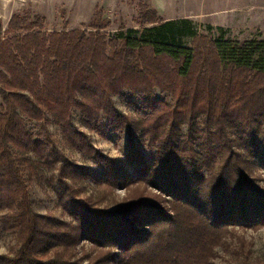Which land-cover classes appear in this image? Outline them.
I'll return each mask as SVG.
<instances>
[{"label": "trees", "instance_id": "16d2710c", "mask_svg": "<svg viewBox=\"0 0 264 264\" xmlns=\"http://www.w3.org/2000/svg\"><path fill=\"white\" fill-rule=\"evenodd\" d=\"M142 17L148 25L110 38L101 20L49 31L28 12L0 32V237L13 240L0 264H77L73 233L92 237V227L107 221L112 235L101 242L133 244L131 264H208L230 229L264 226V186L252 175L264 166V39H232L220 29L204 43L190 18ZM157 90L173 100L154 98ZM125 91L145 100L148 112L134 117L119 108L115 97ZM51 124L97 167L72 161ZM83 127L127 131L131 140L139 132L142 144L157 148L153 160H143L140 145L128 153V168L97 149ZM44 172L76 223L34 208L29 178ZM80 173L110 187L148 181L168 195L174 214L155 224L150 214L161 209L147 200L108 210L78 199L71 182ZM145 222L155 231H140Z\"/></svg>", "mask_w": 264, "mask_h": 264}, {"label": "rangeland", "instance_id": "374dc122", "mask_svg": "<svg viewBox=\"0 0 264 264\" xmlns=\"http://www.w3.org/2000/svg\"><path fill=\"white\" fill-rule=\"evenodd\" d=\"M27 12L32 15L39 14L43 18L44 27L49 31L64 28L86 29L93 20H101L108 26L100 31L101 33L106 32L109 38L122 28H141L148 25L149 22L145 21L148 17L145 19L142 16L148 12H156L159 18L165 20L176 18L194 20L198 24V31L203 36L201 41L204 43L217 37L221 32L220 29L225 31L226 37L232 39H264V0H0L1 36L5 35L4 32L14 14L22 15ZM154 98L170 102L173 100L171 93H163L160 90H157ZM115 100L119 108L134 117H140L143 112H148L145 100L143 101L140 96H135L129 91L116 96ZM1 103L0 96V107ZM77 122L80 124L79 118H77ZM50 129L55 133L59 146L65 149L72 161L88 169L97 167L93 161L86 160L81 153L64 145L62 134L56 125L51 124ZM83 129L87 130L97 149L109 157L123 161L128 168L127 155L133 148H138L141 145L142 158L148 163L152 162L157 149L150 147L147 143L143 142L142 144L139 132H135L133 140H131L127 131L108 132L103 130L96 132L84 127ZM133 158L135 160L136 156ZM43 174V176L41 174V179L37 175H33L32 179L29 178L36 211L44 215L56 216L65 222L76 223L78 218H75L59 202L56 191L59 190V187L56 179H52L54 186H57L55 190L49 183L51 181L50 174L48 172ZM80 174L77 183L73 184L71 180V184L75 185L78 190L76 193L78 199L91 197L93 200H98L100 206L108 210L124 208L129 203L135 205L147 200L161 209L158 212L160 215L157 214V217L150 214L151 219L156 220L155 224L159 220H163L165 214L168 216L174 214V204L168 199V195L148 181L133 180L128 185L124 183L110 187L103 183L97 184L90 176ZM252 175L258 179L260 185L264 186V166L262 164L259 163V167L255 168ZM146 218L149 217L146 216ZM107 222L101 228L92 227L90 231L92 237L84 234L76 236L77 233H73L72 243L75 254L73 260L77 264H131V258L128 256L134 251L133 244L120 247L101 242L103 237L112 235L109 234L112 230ZM86 224L84 223V225ZM141 226L140 231H149L150 234L156 228V225H148L146 222ZM88 227L90 228V226ZM230 231L231 235L228 234L229 236L222 238L224 246L213 247L208 264H264V226L246 230L233 228ZM126 234L127 232H125ZM123 240L130 241L125 237L121 239V241ZM12 242L10 236L2 235L0 237V253L7 252Z\"/></svg>", "mask_w": 264, "mask_h": 264}]
</instances>
